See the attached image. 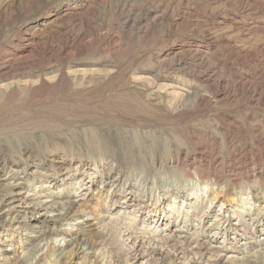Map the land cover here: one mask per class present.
<instances>
[{
    "label": "rangeland",
    "instance_id": "obj_1",
    "mask_svg": "<svg viewBox=\"0 0 264 264\" xmlns=\"http://www.w3.org/2000/svg\"><path fill=\"white\" fill-rule=\"evenodd\" d=\"M0 175V264H264V0H0Z\"/></svg>",
    "mask_w": 264,
    "mask_h": 264
},
{
    "label": "bare ground",
    "instance_id": "obj_2",
    "mask_svg": "<svg viewBox=\"0 0 264 264\" xmlns=\"http://www.w3.org/2000/svg\"><path fill=\"white\" fill-rule=\"evenodd\" d=\"M201 60L204 61V62H208L204 58H201ZM209 78L211 79V75L209 76ZM45 172L47 173V171H37V172L35 171L33 173L34 174H38V175H40V174L41 175H44V174L46 175ZM16 175H18V174H16ZM48 177H50V176H48ZM23 184H24V182H23V180L20 177L13 176L12 179H9L8 176L7 177H3V175L2 176L0 175V191H2L1 192V196H0V225H3L4 222L6 220H8L9 214L13 213V212H16V215L11 217L10 220H8V221H11V225L13 224V225H16L18 227H20L22 225H25L26 224L25 223L26 220L28 222H31L33 218L37 219V215H41V214H42V217H44L43 220H45V219L48 220V219H50V216L48 215V213L52 212L53 214L54 213H57V214H60V213L68 214L70 212V210H71V207L77 202V200H67V201L63 202V204H61V205H65V207L63 206L61 209H59L57 203L53 202L51 199L40 200L39 197L35 196L37 194L34 195L31 192H29L26 189H24L22 187ZM29 185H30V183H29ZM44 187H48V185H45ZM29 209L31 211H28ZM72 209H73V207H72ZM59 211H62V212H59ZM114 223L117 224V221L113 220V222L112 221L109 222V224H114ZM119 227H120V233H121L122 237L128 236V234L131 232L129 229H126L124 224H122V223H119ZM169 233H171V232H169ZM0 239H1V237H0ZM2 242L0 240V244ZM72 244H73V242L69 243L65 248H59V250L64 251L67 247L72 246ZM75 245H77V243ZM133 245L138 246L137 242H133ZM0 251H2V252H0V254L6 255V253H4V252H6L7 250L0 249ZM28 254L29 253H25L23 255L24 257L22 256V259H24V258L27 259L28 258ZM43 255H44V253H42L40 255H35L34 256V260L32 262L34 263L35 260H36V264H41V260H42L41 257ZM228 259L229 258H225V261H228Z\"/></svg>",
    "mask_w": 264,
    "mask_h": 264
}]
</instances>
